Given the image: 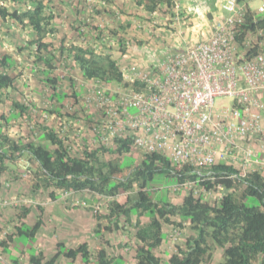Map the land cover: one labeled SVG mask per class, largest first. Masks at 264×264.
<instances>
[{
	"label": "trees",
	"instance_id": "obj_1",
	"mask_svg": "<svg viewBox=\"0 0 264 264\" xmlns=\"http://www.w3.org/2000/svg\"><path fill=\"white\" fill-rule=\"evenodd\" d=\"M107 1L112 3V0ZM131 1L148 13L174 8L166 22L174 20L175 5L172 0ZM8 6H11V11ZM187 11L179 8L181 20L187 19L188 15H184ZM66 13L64 10L57 13L53 0H0V18L12 19L21 29H29L23 35L25 44L16 50L27 49L25 55L30 56L31 64L42 67V83L47 93L49 92L48 102L52 105L46 111L57 117H68L67 112L61 111L64 107L63 100L69 97L77 102L79 93L72 84L73 77L69 76L72 88L69 95L59 90L61 77L60 72L55 70L60 62L69 58L85 79L100 80L106 84L116 83L134 91L146 88V84L138 78L133 81L125 80L124 65H119V58L113 57L109 52L111 43L107 41V44L104 37L109 38L117 33L108 30V33L101 34V48L78 42L83 36L80 27L85 23L80 18H83L85 10L79 17L80 26H77L74 18L76 13L70 8L73 17L68 19L69 37H60L57 39L60 43H54L50 37L56 31L52 27L53 21ZM212 23L213 21L208 23L210 27ZM236 28V40L242 47L246 46L245 40L250 33L262 31L257 40L248 44L245 56L250 57L264 51V45L260 43L264 37V11L260 13L245 4L243 21L238 22ZM124 40L122 35L116 40L121 55L131 51ZM64 41L68 44L63 45ZM17 63L11 55L0 50V106L4 101L5 91L27 88V83L18 82L21 74L13 71ZM159 63L149 65L157 68ZM26 68L29 72L35 71L33 67ZM29 77L28 75L27 78ZM51 99L58 105L52 104ZM11 103L17 112L10 116L7 113L0 114V175L8 173L11 178L14 176L18 180L20 188L25 187L38 197L45 193L50 200L57 197L58 190L86 191L107 198L105 212L93 213L96 220L94 234L102 237L93 253L89 251L86 242H81L75 248H68L62 242H57V251L49 259L41 252L29 250V264H54L59 255L72 261L79 257L82 264H122L121 255L110 256L107 253V248L114 252L118 244H110L103 237L102 231H119L125 224L134 228L135 243L131 254L134 264H201L211 257L216 247L222 249L223 258L219 264H264V174L260 170L243 172L222 160L210 165L175 166L165 155L136 147L128 135L115 137L108 147L97 141H88L87 138H82L81 143L73 142L53 128L49 129L38 123H32L31 126L24 119L27 125L24 135L12 137L7 130L10 120L13 116L26 118L23 114L27 106L21 102L19 93L18 98ZM37 128L42 130L39 140L49 141L46 145L39 143L34 137ZM70 143L77 144V153L72 154ZM133 148L141 151L138 158L132 154ZM108 153L110 157H106ZM23 157L29 165L26 170L19 168L21 175H15L12 167ZM23 172L25 175H22ZM157 175L170 178L177 185L187 181L192 182V185L184 190L179 202H174L170 200L167 189L151 186ZM217 191L218 194L211 200L207 198L206 194ZM34 209L37 215L34 222L29 224L26 217L30 206L21 204L16 207L13 219H7L4 225H10L9 230L0 232V247L6 249L17 237L35 241V234L44 224V219L42 207L36 204ZM142 216L148 220L142 222ZM166 226L178 230L187 227L190 234L181 244H176L174 253L162 261L155 249L166 238ZM11 261L14 262V258Z\"/></svg>",
	"mask_w": 264,
	"mask_h": 264
},
{
	"label": "crops",
	"instance_id": "obj_2",
	"mask_svg": "<svg viewBox=\"0 0 264 264\" xmlns=\"http://www.w3.org/2000/svg\"><path fill=\"white\" fill-rule=\"evenodd\" d=\"M172 1L174 5L178 4L180 9L183 8L185 11L188 10L184 0ZM57 2H59L58 7H56L57 13H61L63 10L67 13L62 15L63 18L58 17L57 20L53 21L52 27H54L56 31L50 34V37L53 38L54 43H56V41L59 42L57 39L60 37H69L70 32L68 30V19L70 16H72L70 14L71 8L76 13H74V18L77 20L76 25L80 26V19H82L85 23L84 26L80 27V31L83 32V36L78 39L80 44L92 46L94 48H101V34L106 32L108 33V30H112V33H117L116 35H110L111 48L109 49V52L112 53L111 55H113V57L117 59L119 58V65H124L123 67L131 66V68H133L135 66V61L130 58H137V55L133 52V50L142 49L144 46L150 44L152 48H154L153 50L158 53L161 52L159 55L161 62L162 60L168 59L172 53L182 49L186 45L193 42L201 34H203V26L199 29L194 25L196 19L189 11L185 12L184 14L186 16L188 15L186 20H173L170 23H167L166 18L170 16V13L174 11V8L163 12L154 11L152 13H148L142 8H138L131 0H112V3L107 0H58ZM219 2L221 1L213 0V5L211 4V1L206 3V11L204 12L206 25L209 22L211 23L213 19H215L221 13L219 9ZM260 2L261 0L259 3ZM242 3L244 5L247 4L249 8L254 10L259 5V3H255L253 0H244ZM80 8H82V10H80ZM83 9L85 10V14L83 18L79 19L84 11ZM26 31H29V29H21L12 19L7 18L3 20L0 18V50L2 52H7L13 57L14 61L18 62L16 64L15 70H17L19 66L22 68L23 64L28 68L33 67L30 56L27 57L25 55V52L28 50H16L17 47L25 44L23 41V35ZM199 32L202 33L199 34ZM119 35H122L125 38L124 43H128V46L131 50L128 52L129 55L128 53L121 55L118 51L117 47L119 44L116 40ZM62 44L65 45L68 43L64 41ZM65 61H69V64L67 65L69 68H66L65 66L64 69L69 70L74 79H77L80 73L76 69V66L73 64L72 60L69 58L60 63L64 65ZM137 63L139 64V67L146 68L149 66L150 62L144 63L137 61ZM38 67L42 68L41 66ZM55 70L59 71V68L57 67ZM79 81H81L82 89H86L88 87L90 89L92 88V96L96 93L115 91V85L113 83L106 84L100 80H89L83 77L79 78ZM74 83L75 82H73V84ZM93 86H95V88H93ZM79 88L80 87L78 86V89ZM68 89L72 91L70 82ZM68 89L59 88L60 91L66 92L67 94ZM98 89H100V92H98ZM46 90L47 89L45 88V91ZM76 91L79 92V90ZM18 93L19 92H16V89L13 88L5 91L3 98L4 101L0 106V113L5 108L7 110L8 116L14 115L17 112V109L12 106L11 101L18 98ZM48 93L46 91V95L43 97L38 95V99L48 103L50 100L48 99ZM261 98H264V95H261ZM35 99L38 100L36 97ZM65 100L66 99L63 100L64 105L66 103ZM51 101L52 104L58 105L54 99H51ZM32 103L34 102L32 101ZM49 117L50 121L47 123L45 122L44 125L56 129L62 134H68V136L73 141H80L79 132H75L72 129L66 130L67 132H63L65 125L69 124V122H66V120L57 116L54 117L53 115H49L48 118ZM48 118H46V121ZM10 121H15L17 124L16 127L13 126V133L10 132V128L8 126L7 130L12 135V137L24 135V129L27 127L26 121H24L23 118L16 116H13ZM52 122L54 123L51 124ZM261 125L262 131L259 136L254 135L252 138H250V144L256 152L257 159H252L249 163L244 164L241 158L242 154H239L235 157L234 155L227 152L226 148H223L220 151V157L218 160H222L224 163H229L242 171L260 170L264 174V117L262 119ZM1 128L3 130L5 129L4 126H1ZM41 133L42 130L37 128L34 131V137H40ZM83 136L84 138L90 137V135L87 134ZM93 139L92 141H94ZM237 142L241 144L240 140ZM45 143H48L46 139ZM232 157H234L235 160L231 159ZM7 178V176H0V194L5 199H14L18 195L15 193L16 189L13 188L11 182L12 179L11 181H6ZM15 186L18 185L15 184ZM23 188L24 189L22 191L25 193L24 195H21V197H23L24 203L30 206V212L26 217V219L30 222L28 223L31 224L34 222L37 215L34 205L39 204L43 209L42 216L44 219V224L41 225V227L36 232L34 237L35 241L29 243L27 240L22 241L17 237L11 245L6 246V249L0 247V264H29L28 253L30 248L34 250L35 253L41 252L44 254L46 259H49L57 251V242H62L68 248H75L81 242H86L89 251L93 253L94 248L101 241L100 238H102L100 235L94 234L96 220L93 216V210L97 209L98 212L104 213L105 201L107 198L88 193L86 191L65 192L64 194L57 191V197L54 200H50L45 193L38 197L30 190H27L25 187ZM218 188L221 189V187ZM183 192L185 191L179 190L178 193L168 190V196L170 200L179 202ZM176 197H178V199H175ZM77 200H80V202H85L86 206L83 208L77 203H74ZM16 207H18V205H0V232L9 230L10 225H4L7 219H13ZM131 219L133 221L132 217ZM140 219L142 222H146L148 220L145 216L140 217ZM164 232L167 234L166 238L162 241L160 246L155 249V253L161 257L162 261H165L170 256V254L176 251V244H181L184 238L190 234V230L187 227H183L182 229L178 230L172 226H166L164 228ZM102 235L110 242V244H118L114 252L110 248H107V253L110 256L121 255L123 257L122 264L135 263L131 258L135 243L133 227L125 224L124 228L119 231L107 232L103 230ZM220 252L221 253L218 255L219 257L222 255V249ZM213 256L211 258V264H215L216 262ZM11 258H14V262L11 261ZM219 262L217 264H219ZM54 264L82 263L80 262L79 257L72 261L59 255Z\"/></svg>",
	"mask_w": 264,
	"mask_h": 264
},
{
	"label": "built area",
	"instance_id": "obj_3",
	"mask_svg": "<svg viewBox=\"0 0 264 264\" xmlns=\"http://www.w3.org/2000/svg\"><path fill=\"white\" fill-rule=\"evenodd\" d=\"M219 9L223 16L161 62L156 72L135 70L146 88L120 95L97 129L109 134L120 128L129 131L135 146L167 152L180 165H210L223 148L235 157L242 154L244 164L257 159L250 138L262 131L264 51L247 57L249 46L236 40V25L245 11L242 1L221 0ZM256 10L264 11V0ZM181 16L176 4L174 21ZM260 43L264 45V37ZM217 96L231 98L232 104L214 107ZM101 102L112 107L109 98Z\"/></svg>",
	"mask_w": 264,
	"mask_h": 264
},
{
	"label": "rangeland",
	"instance_id": "obj_4",
	"mask_svg": "<svg viewBox=\"0 0 264 264\" xmlns=\"http://www.w3.org/2000/svg\"><path fill=\"white\" fill-rule=\"evenodd\" d=\"M57 1L58 0H53L56 7H58V4H59V2H57ZM208 1H211L212 2L211 4L213 5V0H184V3L188 7V11L196 19V22L194 25L196 27H198L199 29L203 26V28H202L203 33H206V31L208 29V25H206V21L204 18V12L206 11V6H207L206 3ZM253 1L255 3H259L260 0H253ZM8 9L11 11L12 10L11 6H8ZM201 33L202 32H199V34H201ZM259 34H262V33H259V31L255 32V33H250L249 36L247 37V39L245 40L246 46L248 44H251V42H254L255 40H257L260 36ZM105 41L107 43V40H105ZM153 49L154 48H152V46L150 44H148L147 46H144L142 49L133 50V52L137 55V58L136 59L132 58V57H130V58L133 59V61H135V62H137V61L138 62H144V63L150 62L151 64L159 63L161 60L160 56H159L161 54V52L158 53ZM68 64H69V61H65L64 65L61 63L59 65H57L59 68L60 77H61V80L59 83L60 84L59 88H66V89L69 88V76H72V75H71L69 70L64 69L65 66H66V68H69V67H67ZM22 66H23L22 68L19 66V68H17V70L14 69L13 71L16 72L17 74L22 75V76L19 75L18 82L21 81V82L27 83V88L21 89V87H19V90H17L19 92V94L21 95V102L27 103V105H26L27 110L23 114V117L26 116V118H23V119L26 121L28 120L30 122V124L38 123L39 125L45 127V126H47V125H44L45 122L47 123L50 121L49 120L50 117L48 118V116L52 115L48 111H46L45 109H51L52 105H50V102L45 103V102L41 101V99H38V95H41L42 97L44 95H46V93H45L46 91L44 90L45 87L42 83L43 75L40 72V68L38 67L39 65H35V66L32 65L33 68H35V71H30V72L26 68L27 66L25 67L24 64ZM28 75L30 76L29 78H27ZM20 76H21V78H20ZM79 78H82L80 74H79V77L77 79H74V77H73V81H72V84H73V82H75L73 84L74 88H76V90H79L77 102L76 101L74 102V100L72 98L68 97L65 100L66 103H65L64 107L61 109L62 112L68 113V117L63 116L61 118L66 120V122H69V124L65 125L63 132L66 130H70V129H72L75 132H79L80 133V143L82 142V137L85 134L90 135V137L87 138L88 141H91V139H93V138H96V140L100 141L101 139L99 140L97 136L92 135L93 132H92V128H91L92 124L94 122L93 120H96L97 118L100 119L102 117L101 110L99 109L100 106H99L98 101L95 98V95L92 96V91H91L92 88L90 89L88 87L86 89H82L81 81H79ZM78 86L80 87L79 89H78ZM93 88H95V86H93ZM67 92L70 95L72 91L68 89ZM106 93H108V92H106ZM117 95H119V94H117ZM35 97L38 100H36ZM116 99L114 100L115 102H116ZM32 101L34 103H32ZM232 101L233 100L229 97L217 96L214 99V107H219L220 105L230 106L232 104ZM29 112H31L32 114H29ZM2 113H7L6 108L2 110ZM53 116L55 117L56 115H53ZM46 118H48L47 121H46ZM53 123L54 122H52L51 124H53ZM16 125L17 124L15 121H13V122L10 121L9 128H10L11 133H13V131H14L13 126L16 127ZM31 126H33V124ZM123 130L124 129H121V128L118 129L117 134L122 133ZM66 136H68V134H66ZM36 139L39 140L40 139L39 136H37ZM39 143L46 145L45 141L42 139L39 140ZM69 145H70V150H72V154H75V152L77 153L79 151V148L77 147V145L75 143L74 144L70 143ZM105 146H109V143L106 142ZM132 154L134 156H136V158H138L141 154V151L136 149V148H133ZM106 157H110V154L109 153L106 154ZM26 161H27L26 158L23 157L18 161L17 164L13 165L12 169H14L15 175L19 174V168L26 170V168L28 166ZM16 168H18V169L15 170ZM23 173H22V175H23ZM19 175H21V174H19ZM14 178L15 177L13 176V179ZM172 181L173 180L170 178H166L164 176L157 175L154 178L151 186L155 187L156 189H158V188L159 189H161V188L167 189L168 187H171L173 185ZM15 184L20 186L18 180H15L12 182L13 188L17 189L16 194H18V195L23 194L24 195V192L22 191L23 188H20L19 186H15ZM158 191H160V190H158ZM217 194H218V191L216 193L211 192L208 195L206 194V196H207V198H209V200H211ZM175 199H178V197H176ZM81 207H83V206H81ZM22 238L23 237H20L19 239H21L22 241L27 240L29 243L33 242V241H29L28 239H25V238L22 239ZM220 250H221L220 248H217V247L214 248L212 251L211 257L206 258L201 264H211L210 262L212 261L211 258L213 255H214L213 257L215 258V261H216L215 264H217L223 258L222 255L220 257L218 256L221 253ZM30 251H32L31 248H30ZM213 262H214V259H213Z\"/></svg>",
	"mask_w": 264,
	"mask_h": 264
},
{
	"label": "clouds",
	"instance_id": "obj_5",
	"mask_svg": "<svg viewBox=\"0 0 264 264\" xmlns=\"http://www.w3.org/2000/svg\"><path fill=\"white\" fill-rule=\"evenodd\" d=\"M220 5V4H219ZM221 12V11H220ZM185 13V12H184ZM183 13V14H184ZM221 14V15H220ZM219 14V16H217L218 18L219 17H222L223 16V13H220ZM216 17V18H217ZM215 18V19H216ZM214 20V19H213ZM104 40H107V41H109L110 42V37L109 38H107V37H104ZM108 44V43H107ZM127 45H128V43H126ZM173 54V53H172ZM167 60V59H166ZM163 61H165V60H162L161 62H163ZM161 62L159 63V64H161ZM135 63V66L133 67V68H131V66H128V67H124V70H123V76H124V79L125 80H127V81H133V80H135L136 78H137V76H136V74L134 73L135 72V70H141V71H146V72H156V70H157V68H155V67H153V66H151V65H149V66H147L146 68H142V67H139V64L137 63V62H134ZM159 66V65H158ZM112 84V83H111ZM115 86H114V89H115V91L114 92H108V91H106V92H108V93H96L95 94V98H96V100L98 101V103H99V106H100V110H101V113H102V117L100 118V119H96V120H93L94 122H93V124H92V132H93V136H97L98 137V139L100 140V141H98V140H96V138H94L93 140L94 141H97V142H100V143H102L103 145H105L106 144V142H108L109 143V146L110 145H112V141H113V139L115 138V137H117V136H124V135H128V136H130L129 135V131L127 132L126 130H124V131H122V133H119V134H109V132H107L106 130H103L102 129V127H101V129H97V126H100V123L102 122V120L104 119V118H107V117H109V113L112 111V110H114L115 109V106H114V100L116 99V98H118L120 95H122L123 93H125V92H128V91H130V90H133V89H131L130 87H127V88H125V87H123V86H121V85H119V84H116V83H113ZM145 89V88H144ZM144 89H142V90H144ZM142 90H140V91H142ZM134 91V90H133ZM98 92H100V89L98 90ZM117 94H119V95H117ZM117 95V96H116ZM103 98H109V100H110V102L112 103V107H110L109 106V104H102V102H101V100L103 99ZM116 101H117V99H116ZM25 105H27V103H25V102H23ZM97 103V104H98ZM134 111V109L133 108H131L130 109V112H133ZM51 114V113H50ZM52 115H55V114H52ZM59 118H61V117H59ZM46 128H49V129H51L50 127H48V126H45ZM126 129V128H125ZM56 130V129H55ZM61 133V132H60ZM62 134V133H61ZM63 135H65V134H63ZM69 137V136H68ZM131 137V136H130ZM70 138V137H69ZM82 138H84V136L82 137ZM132 138V137H131ZM133 139V138H132ZM45 140V139H44ZM92 140V139H91ZM48 143H49V141H47ZM75 142V141H74ZM78 142H80V141H78ZM76 144V143H75ZM133 144H134V142H133ZM77 145V144H76ZM135 145V144H134ZM108 147V146H107ZM137 147V146H136ZM139 148V147H138ZM141 149V148H140ZM148 152H150V151H148ZM151 152H153V151H151ZM157 153H160V154H162V155H165L166 157H168L170 160H171V164L172 165H175V166H179L180 164H176V163H174L173 161H172V159L170 158V156L168 155V153L167 152H157ZM219 158V157H218ZM218 158L216 159V161L218 160ZM27 162V164L29 165V163H28V161H26ZM184 164H189V163H184ZM182 165V164H181ZM189 165H191V164H189ZM192 166V165H191ZM193 166H196V165H193ZM28 167V166H27ZM27 169V168H26ZM243 172H246V171H243ZM23 175H25V172L23 173ZM0 176H7L8 178L6 179V181H11V179H12V181L11 182H13V181H15L16 179H13V178H10V176H9V174L8 173H3V174H1ZM3 182H5V181H3ZM192 185V182H190V181H187V182H185V183H183V184H181V185H177V184H174L173 183V185L171 186V187H168L167 188V190H169V191H172V192H177V190H179V188H181L180 190H186V189H188L190 186ZM222 188V187H221ZM58 192H60V193H67V192H74V191H65V190H58ZM0 197H1V199H2V201L4 202V203H2V204H0V205H14V206H16V205H21V204H25L24 203V200H23V197H21V196H16V198H14V199H5V198H3L2 197V195L0 194ZM74 203H77L79 206H83V207H85L86 206V203L85 202H83V201H81L80 202V200H77V201H75ZM94 211H98L97 209H94L93 210V213H94ZM2 239V237L0 236V240ZM56 262V261H55Z\"/></svg>",
	"mask_w": 264,
	"mask_h": 264
}]
</instances>
